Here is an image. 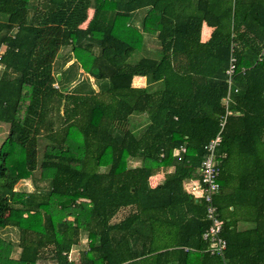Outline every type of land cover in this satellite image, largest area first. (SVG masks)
<instances>
[{"label": "trees", "instance_id": "1", "mask_svg": "<svg viewBox=\"0 0 264 264\" xmlns=\"http://www.w3.org/2000/svg\"><path fill=\"white\" fill-rule=\"evenodd\" d=\"M146 34L157 36L158 53L130 61L146 50ZM263 42L264 0H0V123L9 125L0 142V264H225L205 251V204L187 184L199 180L225 114L233 43L238 91L218 149L227 158L216 204L226 263L264 264ZM137 76L146 86L134 85ZM25 179L34 190L16 189ZM238 202L251 207L249 230L231 229ZM84 236L87 247L70 259Z\"/></svg>", "mask_w": 264, "mask_h": 264}, {"label": "built area", "instance_id": "2", "mask_svg": "<svg viewBox=\"0 0 264 264\" xmlns=\"http://www.w3.org/2000/svg\"><path fill=\"white\" fill-rule=\"evenodd\" d=\"M264 58V42L262 44L259 60ZM246 70L243 67L240 71ZM238 73V56L235 50V43L231 45L228 67L225 70L227 92L223 97V104L225 106V114L220 120V127L217 134L206 144V154L200 165V178L193 181L192 189L190 190L198 199L205 204V218L209 222V226L203 233L202 237L207 242L205 249L211 255L219 256L226 263V249L227 240L223 236L224 221L220 215L216 198L221 192V163L227 158L226 152H219L223 140V132L230 115L234 114L231 110L230 104L232 102V93L237 92L238 88L235 86V77ZM57 86V84H56ZM187 148L182 145L175 149L174 155L181 159V154L186 152ZM70 256V255H69Z\"/></svg>", "mask_w": 264, "mask_h": 264}, {"label": "crops", "instance_id": "3", "mask_svg": "<svg viewBox=\"0 0 264 264\" xmlns=\"http://www.w3.org/2000/svg\"><path fill=\"white\" fill-rule=\"evenodd\" d=\"M145 14H146V8L136 10L133 14V19H132L133 22L137 26H140L142 19L145 16ZM211 31H212L211 28H209L208 26H205L203 29V32H204L203 37L205 39H207L209 37ZM156 37H157L156 35H151V34L145 35L144 47L146 46L145 47L146 50L144 52L146 54L150 53V55H153V52L158 53L159 42L156 40ZM156 53H155V55H157ZM133 83L136 86L144 87V86H146V78L143 76H137L133 79ZM152 182H153V184H156L157 177H153ZM192 182L193 181L188 182L187 189H189V190L192 189V187H193ZM233 186H234V188H233ZM237 186H238V181H236V183L232 182L230 185H228L226 187V189L224 188V193H227V194L231 193L232 194L234 192L235 187L237 188ZM227 196L228 195H226V196L224 195L223 197H227ZM232 197L234 198V202H237V197L236 196H232ZM244 198H247V197L244 196ZM244 203L245 202L236 203L235 204L237 207L236 209H234V206L230 205L229 209L226 210V214H229V211H232L234 209L233 214L229 215L230 218H228L229 220H233V221H231V224H232L231 229H233V230L244 231V230H249L255 226L254 219L249 216L250 211L252 212L251 207L248 203H245V204Z\"/></svg>", "mask_w": 264, "mask_h": 264}, {"label": "rangeland", "instance_id": "4", "mask_svg": "<svg viewBox=\"0 0 264 264\" xmlns=\"http://www.w3.org/2000/svg\"><path fill=\"white\" fill-rule=\"evenodd\" d=\"M61 51H62V52H61V55H62V56L68 55V53H69V51H70V48L67 47V48H64V49L61 50ZM141 54H142V55H146V53H145L144 51H142L141 53H140V51H139V52L137 51V52H135V53L131 56L130 61H136V60H138V59L140 58ZM62 56H61V57H62ZM62 60H63V59H61V58L59 57V59H58L56 65H55V72L61 71L59 64L62 62ZM73 61H74V59L71 60V61L66 65L67 67H65V68H68L69 65L73 63ZM75 68H76V67H72V71H73ZM2 71H3V66H2V64H0V74L2 73ZM80 75H81V74H80ZM74 78H76V77H73V78L70 79V80L64 81V83H65L64 87H65V88H71V87L75 86V85L78 83V81H74V80H73ZM91 83H94V79H93V78H91ZM93 85H94L95 87H97L95 83H94ZM146 121H147V118H146ZM131 124H132V128L135 130V132L139 133V132H140V131H138V130H139V127H138V126H135L134 123H133L132 121H131ZM8 130H9V125H8V124L0 123V142H1L2 139H4V137L7 135ZM131 164H133V165H138L139 162H138L137 159H133V160L131 161ZM16 189L32 191V190H34V181H33L32 179L21 180V181L17 184ZM127 212H128V210H125V211L122 210V211H121V212H120V213L114 218V221H118V220L124 218V217L126 216ZM3 232H4V235H5L6 237H9V238L12 239L14 242H17V239H18V231H17L16 229H13V228H7V229H5ZM86 247H87V241H86L85 236H84L83 239H82V241H81V244L78 245V246H75V247L72 249V251H71V253H70V259H78V257H79V253H80V250H82V249H84V248H86ZM19 252H20V248H19V247H16V248H15V251H14V253H13V255H14L15 257H17V256L19 255ZM49 264H51V263H49Z\"/></svg>", "mask_w": 264, "mask_h": 264}, {"label": "water", "instance_id": "5", "mask_svg": "<svg viewBox=\"0 0 264 264\" xmlns=\"http://www.w3.org/2000/svg\"><path fill=\"white\" fill-rule=\"evenodd\" d=\"M82 77H83V74L80 75V78H81V79H82Z\"/></svg>", "mask_w": 264, "mask_h": 264}]
</instances>
